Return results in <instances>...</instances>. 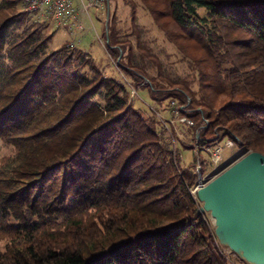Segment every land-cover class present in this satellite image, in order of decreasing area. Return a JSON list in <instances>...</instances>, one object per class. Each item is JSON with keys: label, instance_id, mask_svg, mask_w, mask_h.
<instances>
[{"label": "trees", "instance_id": "1", "mask_svg": "<svg viewBox=\"0 0 264 264\" xmlns=\"http://www.w3.org/2000/svg\"><path fill=\"white\" fill-rule=\"evenodd\" d=\"M141 1L190 74L167 72L132 0L133 40L114 15L101 29L124 77L69 41L50 48L49 21L8 42L24 13L0 0V264H232L190 188L211 144L264 154V0Z\"/></svg>", "mask_w": 264, "mask_h": 264}, {"label": "rangeland", "instance_id": "2", "mask_svg": "<svg viewBox=\"0 0 264 264\" xmlns=\"http://www.w3.org/2000/svg\"><path fill=\"white\" fill-rule=\"evenodd\" d=\"M87 1V0H84ZM73 3H78L80 5V0H72ZM135 6V16L136 22L139 27L143 30L142 40L146 45L151 48L152 52L162 61L163 66L166 68L167 72L172 75L183 76L185 74H190L191 69L189 68L187 59L179 52V50L171 43L165 36L164 31H162L153 21L150 13L147 8L144 6L141 0H132ZM13 10L21 11L24 13V19L21 26L17 29L11 27L8 28L6 32L7 41L14 40L21 30L32 23L37 21H49L51 30L54 32L53 41L50 44V48L57 47L63 41H69L74 45H77L81 49L85 50L90 57L104 69V72L108 75L118 77L120 74L124 77L121 71H118L115 65L118 64V58L114 61L106 50V41L102 37L101 29L102 26L107 25V22L110 16L114 15L116 19L117 29L119 34L123 37H128L133 40V36L129 35L130 29V5L127 0H105L99 3L94 4L89 7L87 13L77 12L75 17L65 19L66 24H63V27H60L62 23L58 22L54 18H46L44 16H32L29 15L23 8L21 0H16V3L13 5ZM202 8L199 9V12H202ZM77 18V19H76ZM76 19L74 24L71 22ZM80 25V27L78 26ZM69 26H71L69 28ZM168 28L171 31L177 30V25L175 23H169ZM122 55H125V51H122ZM120 72V73H119ZM153 73V72H150ZM192 88L195 90L197 84H193ZM131 94H135V91H131ZM144 101H147L146 97H143ZM135 104H138L137 100ZM170 113L168 108L161 111V114L157 112V115L163 120V123H169L174 126L176 139L187 143L189 145L194 144L192 130L187 125L180 124L182 116L179 114ZM179 119V120H178ZM182 121V120H181ZM197 135V132H195ZM225 140V139H224ZM224 140L219 142L224 144ZM12 151L10 146L5 145L0 140V159ZM205 152L201 151V157H205ZM247 152L239 146L234 144L231 147L224 146L222 153V160L216 166L210 164L208 157L207 168L204 172H201L205 180H210L220 172H222L229 165L237 161ZM184 161L188 163L190 160L191 153L184 151ZM196 179L195 185L190 188V193L197 199L195 194V186L197 185V168L195 170ZM198 200V199H197ZM199 206L201 202L198 200ZM205 218L208 220L211 228H214L213 219L210 216L208 211L203 212ZM214 232V231H213ZM215 235V234H214ZM216 237V236H215ZM217 239V238H216ZM218 245L225 254L228 261L232 264H250L239 254L232 251L228 246L219 243Z\"/></svg>", "mask_w": 264, "mask_h": 264}, {"label": "water", "instance_id": "3", "mask_svg": "<svg viewBox=\"0 0 264 264\" xmlns=\"http://www.w3.org/2000/svg\"><path fill=\"white\" fill-rule=\"evenodd\" d=\"M195 194L208 211L219 243L250 264H264V154L249 151Z\"/></svg>", "mask_w": 264, "mask_h": 264}, {"label": "built area", "instance_id": "4", "mask_svg": "<svg viewBox=\"0 0 264 264\" xmlns=\"http://www.w3.org/2000/svg\"><path fill=\"white\" fill-rule=\"evenodd\" d=\"M103 0H80V5L77 8L79 13H87L89 7L93 6L96 3L102 2ZM24 10L32 16H44L46 18H54L58 22L62 23L63 20L75 17V11L73 7L72 0H21ZM134 91V90H133ZM171 104H174L171 102ZM178 114L177 110H173ZM159 116V115H158ZM182 121H187L185 117L181 118ZM234 145L233 141L230 139H225L224 144L221 145L220 142L211 144L205 149L209 161L213 166H216L222 160V153L224 146L231 147ZM197 187L204 185L207 180L202 176L200 172L199 165L197 166ZM194 190V191H195Z\"/></svg>", "mask_w": 264, "mask_h": 264}, {"label": "crops", "instance_id": "5", "mask_svg": "<svg viewBox=\"0 0 264 264\" xmlns=\"http://www.w3.org/2000/svg\"><path fill=\"white\" fill-rule=\"evenodd\" d=\"M73 3V2H72ZM78 6H79V4L78 3H73V7H74V11H75V16H76V14H77V8H78ZM72 19V18H71ZM77 19V18H76ZM76 19H74L72 22H71V24H74L75 22V20ZM63 24H66V22H65V20H64V22L60 25V27H63ZM76 24V23H75ZM79 27H80V25H78ZM71 26H69V28H70Z\"/></svg>", "mask_w": 264, "mask_h": 264}]
</instances>
